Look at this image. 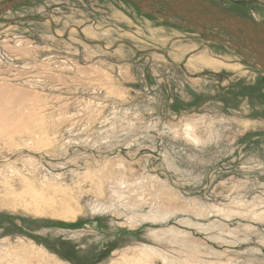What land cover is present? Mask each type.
<instances>
[{"label": "rangeland", "instance_id": "obj_1", "mask_svg": "<svg viewBox=\"0 0 264 264\" xmlns=\"http://www.w3.org/2000/svg\"><path fill=\"white\" fill-rule=\"evenodd\" d=\"M207 1L264 21V0ZM4 97L0 200L62 185L83 214L0 208V251L264 264V72L233 47L122 0H27L0 13Z\"/></svg>", "mask_w": 264, "mask_h": 264}, {"label": "bare ground", "instance_id": "obj_2", "mask_svg": "<svg viewBox=\"0 0 264 264\" xmlns=\"http://www.w3.org/2000/svg\"><path fill=\"white\" fill-rule=\"evenodd\" d=\"M150 16H154V15H150ZM157 17L161 18L160 16H157ZM179 24L183 25L182 23H179ZM191 29H195V28H191ZM210 29L212 28H207L206 31L208 32V30ZM203 35L211 40H214V42H222V41L225 43L227 42L214 35L212 36L211 34H210V37L205 34ZM211 36L214 38H212ZM232 41L230 40L228 41V43L231 44L233 47L234 44ZM238 51L241 52V55L245 59L249 60L252 64L254 65L258 64L257 60L248 59V57L250 56H244L245 54L244 51H241L240 49H238ZM204 65L211 67V68H216L218 67V65H220V63L218 61H207V62H204ZM10 104L15 105L14 100L11 101V99L9 100L8 98H5V97L0 98V110H2L1 113H3V118H4L3 120L9 121L13 118L12 116H14V115L10 116L4 111V109L6 108L12 109V107H14V106L12 107L8 106ZM27 187H29V184ZM29 189H32V188L30 187ZM9 191H7L9 193L5 195V197L2 198V200H0V208L7 209L8 211H12L15 213L22 212V213L30 214L32 216L40 217V218L48 217V218L63 221L65 223H75L78 220V218L83 214V207L80 205L79 201L76 199V195L73 193L70 187H64L62 185H47L45 189L39 188V189H34L30 192L24 191V193H18V191L15 189H11ZM3 196H4V193H3ZM38 249L45 250L41 247H38ZM127 260H126L127 262L126 264H138L139 262L135 260L134 261H131L129 259ZM32 262H35L37 264H45L46 263L45 252H42L40 250L31 248V247L24 246V243L19 244V245H12L11 247L2 249V251H0V264H30Z\"/></svg>", "mask_w": 264, "mask_h": 264}, {"label": "water", "instance_id": "obj_3", "mask_svg": "<svg viewBox=\"0 0 264 264\" xmlns=\"http://www.w3.org/2000/svg\"><path fill=\"white\" fill-rule=\"evenodd\" d=\"M27 0H15L2 6L0 13L22 4ZM136 6L142 13L160 16L162 19H175L184 26L197 29L210 37L207 28L224 30L243 38L246 49L258 68L264 72V24L256 22L235 11L215 5L207 0H123ZM239 31V33H238ZM241 31V32H240ZM212 37V36H211ZM214 38V37H212Z\"/></svg>", "mask_w": 264, "mask_h": 264}, {"label": "flooded vegetation", "instance_id": "obj_4", "mask_svg": "<svg viewBox=\"0 0 264 264\" xmlns=\"http://www.w3.org/2000/svg\"><path fill=\"white\" fill-rule=\"evenodd\" d=\"M224 8H226V7H224ZM230 10L235 11L237 13H240V14L248 17V18H251V19L255 20L256 22H260V23H263L264 24V21H260L259 19H257L256 18V15L253 12L250 13L248 10L240 11V10H237V9H230ZM214 31L216 32V33H213L214 36H216V37H218V38H220L222 40L227 41L226 43L223 42V41L222 42H219V43L224 44V45H229V46L232 47V45L229 44L228 41H230V40L232 41L233 40L232 41L233 44H234L233 48L236 49V51L238 52V54L241 55V52H239L238 49H240L241 51H244L245 54H247V55L250 54L249 51L247 49H245L248 44L244 41L243 38H240V37H237V36H235L233 34L227 33L224 30H215L214 29ZM238 33H239V31H238ZM245 54H244V56H246ZM248 59H253V58L252 57H248Z\"/></svg>", "mask_w": 264, "mask_h": 264}]
</instances>
